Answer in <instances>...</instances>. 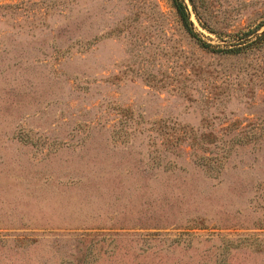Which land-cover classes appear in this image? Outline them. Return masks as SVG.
<instances>
[{"label": "rangeland", "instance_id": "rangeland-1", "mask_svg": "<svg viewBox=\"0 0 264 264\" xmlns=\"http://www.w3.org/2000/svg\"><path fill=\"white\" fill-rule=\"evenodd\" d=\"M183 1L0 0V264H264V0Z\"/></svg>", "mask_w": 264, "mask_h": 264}, {"label": "trees", "instance_id": "trees-1", "mask_svg": "<svg viewBox=\"0 0 264 264\" xmlns=\"http://www.w3.org/2000/svg\"><path fill=\"white\" fill-rule=\"evenodd\" d=\"M172 4L176 10L177 15L180 18V21L182 23V25L185 27V29L192 35L195 36L194 33L192 32L191 29V22H190V17H189V13L190 11H188L189 9L187 8V6L185 5L183 0H171ZM263 38V36H259L258 41L261 40ZM257 42V41H256ZM202 45L204 47H208V45L202 43ZM242 49V48H241ZM240 48L237 49H231L227 52H239L241 50Z\"/></svg>", "mask_w": 264, "mask_h": 264}]
</instances>
